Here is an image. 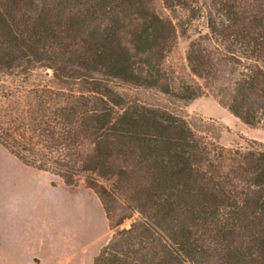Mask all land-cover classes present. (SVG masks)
Returning <instances> with one entry per match:
<instances>
[{
  "label": "trees",
  "instance_id": "16d2710c",
  "mask_svg": "<svg viewBox=\"0 0 264 264\" xmlns=\"http://www.w3.org/2000/svg\"><path fill=\"white\" fill-rule=\"evenodd\" d=\"M263 2L162 0L203 21L185 53L192 85L170 77L176 31L155 0H0V82L45 69L56 83L0 107V142L68 187L83 178L113 228L138 214L92 264H264V149L228 151L116 90L186 102L208 90L264 132Z\"/></svg>",
  "mask_w": 264,
  "mask_h": 264
},
{
  "label": "rangeland",
  "instance_id": "374dc122",
  "mask_svg": "<svg viewBox=\"0 0 264 264\" xmlns=\"http://www.w3.org/2000/svg\"><path fill=\"white\" fill-rule=\"evenodd\" d=\"M155 9L158 15L171 22L176 31L174 47L166 57V66L173 72V74L170 73V77H173L176 83L185 81L192 85H201L202 82L190 73L185 53L190 40L196 37L197 32L203 31V21H191L185 11L181 9H165L162 0H155ZM259 9L264 12V2ZM55 84L52 72L45 69H35L27 76L17 75L2 78L0 85L4 86L6 90L12 91L17 99L11 97H5V99L3 96L6 94L0 93V107H10L11 100L24 101L28 96L26 91L29 89L44 85L55 87ZM116 90L142 104L160 107L184 118L194 129L207 132L228 151L248 152L264 149V132L261 129H253L244 125L223 108L208 90L189 102L174 96L163 95L154 89L142 87L119 84ZM0 146H3L1 142ZM54 182L63 183L56 177H54ZM69 188L74 190L75 196L66 197V205H63V191H58L60 226L65 225L69 232L81 229L80 233H77L80 237H73L74 243H79L81 247H84L82 256L84 260L80 264H92L93 259L113 234L118 230L129 228L138 219V214L134 213L121 225L113 228L106 217L98 195L93 190L86 188L83 178L75 186ZM114 212L120 214L118 209ZM82 230H84V236Z\"/></svg>",
  "mask_w": 264,
  "mask_h": 264
},
{
  "label": "crops",
  "instance_id": "0c3cea01",
  "mask_svg": "<svg viewBox=\"0 0 264 264\" xmlns=\"http://www.w3.org/2000/svg\"><path fill=\"white\" fill-rule=\"evenodd\" d=\"M59 190L63 205L66 197L75 196L74 190L54 182L52 175L26 166L0 146V264H80L84 260V247L73 239L80 237L81 229L69 232L60 226Z\"/></svg>",
  "mask_w": 264,
  "mask_h": 264
}]
</instances>
